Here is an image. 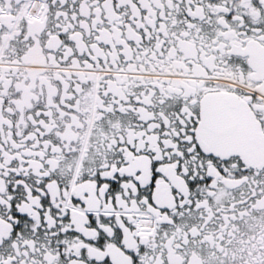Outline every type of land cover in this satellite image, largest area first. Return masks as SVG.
Instances as JSON below:
<instances>
[{"label":"snow or ice","instance_id":"obj_1","mask_svg":"<svg viewBox=\"0 0 264 264\" xmlns=\"http://www.w3.org/2000/svg\"><path fill=\"white\" fill-rule=\"evenodd\" d=\"M0 264H264V0H0Z\"/></svg>","mask_w":264,"mask_h":264}]
</instances>
